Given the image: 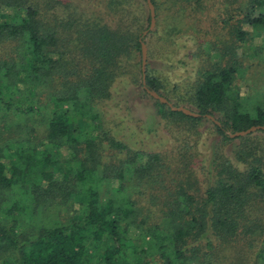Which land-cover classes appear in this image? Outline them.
Wrapping results in <instances>:
<instances>
[{
    "label": "trees",
    "instance_id": "16d2710c",
    "mask_svg": "<svg viewBox=\"0 0 264 264\" xmlns=\"http://www.w3.org/2000/svg\"><path fill=\"white\" fill-rule=\"evenodd\" d=\"M71 4L0 0V92L12 87L18 91L19 83L34 92L37 86L49 89L60 79L48 97L58 106L42 117L45 151L30 145L5 152L8 141L0 146L4 263L264 264V131L228 134L264 125V0H244L228 31L230 38L220 46L207 45L195 79L184 92L198 117L172 111L153 99L141 87L140 68L134 72L133 66H140V40L145 43L147 35L140 34L149 21L144 0H106L105 18L88 17ZM58 6L67 9V15L52 11L51 27L43 24L40 15L45 17ZM136 6L142 10L137 12ZM243 24L251 30H243ZM65 29L73 33L66 40L88 65L82 71L79 61L65 59L56 48L58 31ZM255 37L260 39L256 45ZM243 45L253 47L249 55L238 54ZM118 78L137 82L140 91L154 100L158 121L173 139L170 149L135 150L101 128L93 106L110 97L109 89ZM145 84L171 100L165 84L148 68ZM241 85L247 91L244 102ZM26 99L0 102V112L14 117L10 130L15 134L32 129L20 123L36 112L35 102ZM202 119L216 135L207 167L200 162L196 167ZM235 139L241 146L232 150L233 162L222 146ZM61 147L69 157L63 161L64 177L56 180L54 174L60 170L54 165L61 160L59 154L51 159V148ZM42 180L48 181L46 187H41ZM19 181L20 189L15 187ZM75 203L79 208L68 216ZM49 207L65 217L34 223L35 216ZM128 228L137 231L133 238Z\"/></svg>",
    "mask_w": 264,
    "mask_h": 264
},
{
    "label": "rangeland",
    "instance_id": "374dc122",
    "mask_svg": "<svg viewBox=\"0 0 264 264\" xmlns=\"http://www.w3.org/2000/svg\"><path fill=\"white\" fill-rule=\"evenodd\" d=\"M134 2L135 0H129ZM155 6V23L154 27L147 32L145 39L146 58L145 69L148 68L150 74L160 79L166 87V95L171 99V103L181 105L195 111V107L184 100V92L187 87L193 82L196 75V70L199 67L200 58L204 57L207 45L220 46L221 41L229 39L228 31L230 26L235 25L237 15V8L244 0H154ZM106 0H71V8L77 6L78 11L82 12L86 16H94V18L103 16L104 4ZM134 8V3H132ZM43 7V3L39 5V8ZM52 9V8H51ZM47 12L44 16L40 15V20L43 24L47 23L51 27L52 21L49 19L52 11L58 14H66L65 8L58 6L57 9ZM69 10V9H68ZM82 10V11H80ZM140 12L141 7L136 6L135 9ZM43 11V10H42ZM235 17H234V16ZM52 16V15H51ZM228 21V24L226 23ZM63 27V25L59 26ZM243 30H251L247 24L241 25ZM56 28V27H55ZM144 30V29H143ZM60 36L59 44H57V50L63 53L65 59L72 58L77 62L79 61V69L82 71L88 65L86 61L74 51L72 43H68L66 39H69L73 33H68L65 29L62 33L58 31ZM264 35V32L262 33ZM66 40V41H65ZM255 45L260 43L259 37H255L252 41ZM202 48V49H201ZM252 46L243 45L237 48L238 54L243 53L245 56L249 55ZM211 50V49H210ZM140 57V56H139ZM138 57V60H139ZM134 72H139L137 65L133 66ZM138 68V70H137ZM55 76H57L55 74ZM59 79V78H58ZM122 80V82H120ZM59 80H53L49 89H40L36 87L35 92L33 88L19 83V88L15 91L2 89L0 92V102H14L19 99H26L27 102H35V111L27 116L25 121L22 120V125H29L30 132L26 130L19 131V134H15L10 130L12 128L11 121H14V117L10 114H6L4 110L0 112V146L7 143L3 149L7 152L6 148L14 150L13 148L19 147L20 149L28 148L30 145H34L39 151H45L44 144L47 140L44 132V123L42 117H47L54 109L55 103L49 99V94L53 93V90L58 86ZM123 79H116L109 91L110 97L104 101H98L93 106L92 112L96 113V121L100 124L102 129H106L108 134L114 138L121 139L129 147L135 150L143 152H161L171 148L173 139L171 135L165 131L162 127V123L159 122L156 115L154 106V100L147 94L140 91L138 84L131 82L127 83ZM240 96L247 99V91L243 85L239 87ZM40 90V91H39ZM34 92V94H33ZM14 97V98H13ZM22 97V98H20ZM178 97H182L178 100ZM17 98V99H15ZM19 98V99H18ZM12 100V101H10ZM60 107L65 108L64 104H59ZM42 109V110H41ZM39 114H36L38 113ZM44 114V115H43ZM41 115V116H39ZM19 123V124H20ZM11 124V125H10ZM17 125V124H16ZM16 127H14L15 129ZM211 125L208 120L202 119L199 131L200 139L196 146L199 155L198 163H194L197 167L199 162L202 166L207 167L209 158L212 156V145L215 142L214 133L210 130ZM254 134V133H253ZM257 136L262 135L255 133ZM18 136L17 140L13 139ZM251 137H255L251 135ZM238 140L226 141L222 146V153L231 161H235L233 151L240 147ZM51 159L56 158L59 154L61 161L55 163L60 171L54 174L56 180H61L64 175L62 170L65 168L69 154L64 147H61L58 151L51 148ZM3 152V151H2ZM4 152V153H5ZM199 164V165H200ZM52 168V167H51ZM47 168V170H49ZM6 170V174H7ZM195 177L198 178L199 184L202 185L204 180L202 179L201 171L196 168L194 170ZM8 175V174H7ZM48 181L42 180L40 182L41 187H46ZM16 188H21L22 184L19 181ZM145 187V186H144ZM21 190L16 192L19 195ZM140 198V195H138ZM14 198V197H13ZM75 211L71 210L68 216L73 215L76 212L77 203L72 205ZM55 208L49 207L43 209L41 215H36L33 220L34 223H38L44 219H59L60 221L65 217L61 211L59 214H55ZM129 229V236L132 238L137 234V231L132 228ZM6 254L0 255V264H5L4 259Z\"/></svg>",
    "mask_w": 264,
    "mask_h": 264
},
{
    "label": "water",
    "instance_id": "95a60500",
    "mask_svg": "<svg viewBox=\"0 0 264 264\" xmlns=\"http://www.w3.org/2000/svg\"><path fill=\"white\" fill-rule=\"evenodd\" d=\"M147 6L148 10V25L147 27L141 31V37H143L148 31H150L154 27L155 23V11H154V6L151 2V0H144ZM140 72H141V87L144 89V91L151 96L153 99L158 100L159 102L166 104L170 110L172 111H180L185 115L193 116V117H198L200 114L198 112H195L193 110H190L189 108L181 105H173L170 101H168L165 97L162 95L158 94L156 91L148 88L145 84V58H146V48L145 44L142 40H140ZM204 117L208 118L209 120L213 121L215 124H219V122L214 119L213 116L209 114L203 115ZM263 130L264 131V125H251L248 128L244 130H239V131H234L231 133H228L230 137L234 136H241L248 134L250 132L256 131V130Z\"/></svg>",
    "mask_w": 264,
    "mask_h": 264
}]
</instances>
